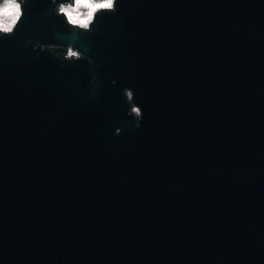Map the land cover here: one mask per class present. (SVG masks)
Wrapping results in <instances>:
<instances>
[{"label":"water","instance_id":"1","mask_svg":"<svg viewBox=\"0 0 264 264\" xmlns=\"http://www.w3.org/2000/svg\"><path fill=\"white\" fill-rule=\"evenodd\" d=\"M53 8L0 38V264H264V0Z\"/></svg>","mask_w":264,"mask_h":264},{"label":"clouds","instance_id":"2","mask_svg":"<svg viewBox=\"0 0 264 264\" xmlns=\"http://www.w3.org/2000/svg\"><path fill=\"white\" fill-rule=\"evenodd\" d=\"M120 0H50L54 6L55 16L62 17L67 28L74 32L89 33L95 29L98 19L105 14L116 13ZM28 0H0V38L15 35L19 25L23 23L25 10L24 5ZM40 51H47L61 63H75L80 60L91 59L72 44H68L66 50L64 46L56 44L35 45ZM91 83H98L97 77L93 74ZM116 83L115 80L112 81ZM122 94L126 97V103L130 106L127 115L135 121L143 120V109L135 103V93L130 87H124ZM136 127H140L137 123ZM120 129L116 130L119 134Z\"/></svg>","mask_w":264,"mask_h":264}]
</instances>
